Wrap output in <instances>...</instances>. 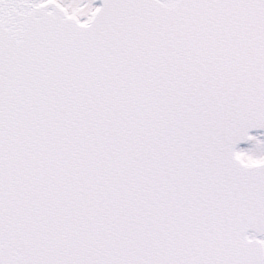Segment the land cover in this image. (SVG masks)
<instances>
[{"label": "snow or ice", "instance_id": "1", "mask_svg": "<svg viewBox=\"0 0 264 264\" xmlns=\"http://www.w3.org/2000/svg\"><path fill=\"white\" fill-rule=\"evenodd\" d=\"M0 264H264V0H0Z\"/></svg>", "mask_w": 264, "mask_h": 264}]
</instances>
